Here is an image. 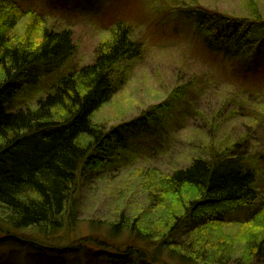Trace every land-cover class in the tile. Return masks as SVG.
<instances>
[{"label": "trees", "instance_id": "obj_1", "mask_svg": "<svg viewBox=\"0 0 264 264\" xmlns=\"http://www.w3.org/2000/svg\"><path fill=\"white\" fill-rule=\"evenodd\" d=\"M22 11L12 0L0 2V241L29 244L45 253L49 264H71L75 251L104 264H251L255 256L264 264V204L254 205L257 172L244 158L216 151L171 173L154 166L137 169L148 206L133 215L123 211L106 221L82 222L78 205L84 189L100 184L110 169H121L123 157L115 152L136 130H154L144 116L113 131L94 119L117 91L110 69L140 53L127 27L118 23L100 43L93 64L64 75L32 107L14 108L21 91L62 68L75 51L70 30L40 28L38 42L32 36L17 40ZM185 17L210 50L228 58H255L263 50L264 23L249 24L201 6L186 9ZM31 22L30 29L40 26ZM230 206L245 207L249 220L263 222L255 240L243 234L240 256L225 230L235 223L221 217ZM87 222L90 232L82 233Z\"/></svg>", "mask_w": 264, "mask_h": 264}, {"label": "rangeland", "instance_id": "obj_2", "mask_svg": "<svg viewBox=\"0 0 264 264\" xmlns=\"http://www.w3.org/2000/svg\"><path fill=\"white\" fill-rule=\"evenodd\" d=\"M12 1L24 15L14 30L17 40L32 36L38 42L40 28L52 32L70 30L75 45L72 57L62 68L21 91L14 100V108L32 107L37 99L51 93L54 83L64 75L93 64L100 43L118 23L127 27L140 53L124 57L110 69L117 91L94 119L113 131L121 124L125 126L119 129L125 130L144 116L148 118L146 127L154 130L143 133L136 128L135 137L127 141L123 150L115 152L123 157L121 169H110L107 176L99 177L100 184L84 189L81 205L77 204L82 222L106 221L123 211L133 215L148 206L147 193L136 180L137 169L154 166L163 173H171L190 165L195 158H209L211 151L244 158L256 170L254 205L262 207L264 44L261 54L255 58H228L208 48L203 34L185 17V12L201 6L239 21L261 24L264 23V0ZM32 19L40 26L30 29ZM261 36L264 37V31L259 33ZM227 209L232 210H225L221 217L225 222L235 223L225 230L231 232L229 239L235 246L236 256H240L246 243L241 241L243 234L255 240L263 222L249 220L250 210L245 207ZM81 230L90 232L88 222L82 224ZM85 253L71 254V264H104L99 259L92 261ZM79 256L85 260L78 263ZM47 257L29 244L0 241V264H49ZM250 262L261 263L256 256Z\"/></svg>", "mask_w": 264, "mask_h": 264}]
</instances>
